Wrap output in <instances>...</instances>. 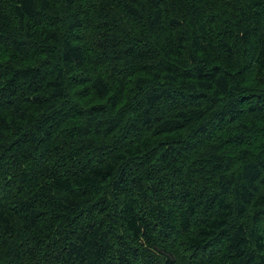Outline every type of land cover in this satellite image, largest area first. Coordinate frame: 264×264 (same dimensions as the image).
<instances>
[{"label":"trees","instance_id":"16d2710c","mask_svg":"<svg viewBox=\"0 0 264 264\" xmlns=\"http://www.w3.org/2000/svg\"><path fill=\"white\" fill-rule=\"evenodd\" d=\"M0 264H264V0H0Z\"/></svg>","mask_w":264,"mask_h":264},{"label":"rangeland","instance_id":"374dc122","mask_svg":"<svg viewBox=\"0 0 264 264\" xmlns=\"http://www.w3.org/2000/svg\"><path fill=\"white\" fill-rule=\"evenodd\" d=\"M254 144L253 145H258V141L257 139L255 140V142H253ZM251 221H252V217H251Z\"/></svg>","mask_w":264,"mask_h":264}]
</instances>
